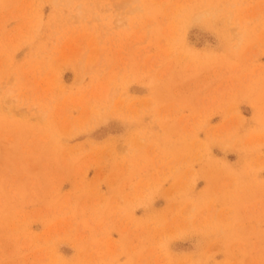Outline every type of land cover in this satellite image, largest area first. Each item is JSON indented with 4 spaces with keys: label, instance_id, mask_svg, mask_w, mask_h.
Segmentation results:
<instances>
[{
    "label": "rangeland",
    "instance_id": "obj_1",
    "mask_svg": "<svg viewBox=\"0 0 264 264\" xmlns=\"http://www.w3.org/2000/svg\"><path fill=\"white\" fill-rule=\"evenodd\" d=\"M0 264H264V0H0Z\"/></svg>",
    "mask_w": 264,
    "mask_h": 264
},
{
    "label": "bare ground",
    "instance_id": "obj_2",
    "mask_svg": "<svg viewBox=\"0 0 264 264\" xmlns=\"http://www.w3.org/2000/svg\"><path fill=\"white\" fill-rule=\"evenodd\" d=\"M105 110H106V109H105ZM105 110H104V111H105ZM107 110H108V109H107ZM109 112H111V111H109ZM103 114H105V115H106V114H107V112H106V113H103ZM111 114H112V116H113V113H112V112H111ZM111 114H110V115H111ZM107 115H109V114H107ZM100 117H101V116H100ZM100 117H99L100 121L96 119L98 122H101V121H103V120L105 119V118H102V120H101V118H100ZM97 121H96V122H97Z\"/></svg>",
    "mask_w": 264,
    "mask_h": 264
}]
</instances>
